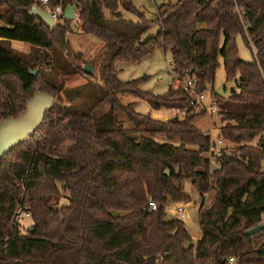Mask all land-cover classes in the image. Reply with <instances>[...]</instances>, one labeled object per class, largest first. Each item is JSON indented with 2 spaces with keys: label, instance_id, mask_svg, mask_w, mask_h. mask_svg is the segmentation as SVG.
I'll use <instances>...</instances> for the list:
<instances>
[{
  "label": "trees",
  "instance_id": "trees-1",
  "mask_svg": "<svg viewBox=\"0 0 264 264\" xmlns=\"http://www.w3.org/2000/svg\"><path fill=\"white\" fill-rule=\"evenodd\" d=\"M65 3L78 9L81 31L103 42L101 93L90 110L54 102L33 137L3 157L0 264H229L230 258L264 264V230L245 234L264 222V0H168L152 19L133 0ZM36 5L39 0H0V123L22 114L38 90L55 96L63 90L51 77L65 67L56 69L52 54L68 49L72 20L50 29L29 15ZM237 8L251 24L258 61L239 56L237 38L246 37ZM153 27L157 34L145 38ZM12 41L37 49L32 61L40 73ZM156 49H169L173 69H191L202 90L215 82L219 57L226 78L236 80L230 95L236 103L219 106L220 135L238 152L222 156L217 169L204 156L209 139L193 124L196 115L162 121L118 97L146 99L153 110L189 106L183 91L172 100L170 91L142 90L140 79H119L118 62H142ZM84 71L71 65L67 74ZM104 102L111 122L99 129L92 112ZM188 181L201 196L216 191L199 210L196 244L186 223L167 213L170 202L190 201ZM19 208L31 214V226L16 217Z\"/></svg>",
  "mask_w": 264,
  "mask_h": 264
},
{
  "label": "rangeland",
  "instance_id": "rangeland-1",
  "mask_svg": "<svg viewBox=\"0 0 264 264\" xmlns=\"http://www.w3.org/2000/svg\"><path fill=\"white\" fill-rule=\"evenodd\" d=\"M172 1L175 2V0ZM164 2H168V0H133L134 5L139 10L145 12L146 15L151 19L156 15V6L161 5ZM125 15L127 17L134 18V16L128 12H125ZM78 19H73L72 23L69 25V30L67 33L68 49L60 50L57 52V54H52V65L56 67V69L59 67V65L65 67V69L63 71L61 68V70H59L60 73L52 72L51 78L52 81L56 82L57 84L63 83V90H61L59 94L55 96L56 104L68 107L72 106L77 110H81L84 107H89V109H85L90 110L93 103L97 102L101 93L99 89L101 85L99 72L102 55L104 53L103 42L94 35L83 33L80 29V22ZM63 22L64 20L58 21L60 24ZM157 32L158 27H153L148 33L145 34L144 37L146 38L156 35ZM244 35L246 37L245 33ZM247 40V37L244 39L242 36H239L237 38V46L239 50V56L243 60L251 62L255 60V55L251 45ZM9 46L13 48L14 51L18 52L20 56L31 61L32 70L39 71L38 73L42 71V68L36 66V64H33L34 61H32L33 55H35V52L37 51L36 48L32 47L30 44L20 41H12ZM219 62L221 65L216 72L215 82L213 84H208L206 91V103L210 102V97L214 91L217 100L215 109L218 112L217 114H212L211 116L210 114L196 115L193 120V124L198 129L203 131L212 130L214 136H216L221 131V127L224 125V122H222V117L224 115L221 112V106H219L220 102L231 101V103L235 104L236 101L231 99L230 95L234 94L238 90L236 80H228L226 78L222 57H219ZM71 65L74 68L77 65L83 69L85 65H91L94 69L93 76L95 75L96 79L89 80L87 77H90V75H87L86 73H74L68 75L67 71ZM116 68L118 77L122 82L140 79V88L142 90L149 91L152 94L163 95L170 91V98L174 100L179 98L180 92L183 91L182 88H175L170 84L174 73L172 55L169 49H156L152 55L139 63L118 62ZM233 87L235 88L234 93L231 92ZM118 97L122 99L124 104L136 102V110L138 112L142 114L150 113L154 119L166 121L174 117H179L181 119L184 118L180 115V113L186 108H182L180 110L173 108L153 110L146 99H141L135 95L127 94L118 95ZM110 108L111 105L104 102L92 112L94 120L99 129H106L110 127ZM230 108L237 109V106L233 105ZM118 118L121 124L128 128L131 127L126 116L118 113ZM159 141L163 140L159 139ZM255 142L256 141L253 143ZM185 190L189 195L190 201H180L179 203H184L188 206V218L185 220V223L192 237L191 244H196L201 235L199 210L202 206L209 207L213 203L216 196V191L211 190L209 193L201 196L189 181L185 185ZM60 201L61 204L66 202L64 199H61ZM170 203L167 206L168 217L177 218L178 216L175 212H173L172 205ZM23 210L27 211L22 208V212ZM18 219L25 226L32 225L31 214L30 217H19Z\"/></svg>",
  "mask_w": 264,
  "mask_h": 264
},
{
  "label": "built area",
  "instance_id": "built-area-1",
  "mask_svg": "<svg viewBox=\"0 0 264 264\" xmlns=\"http://www.w3.org/2000/svg\"><path fill=\"white\" fill-rule=\"evenodd\" d=\"M54 2V4H52ZM39 7L44 9L45 11L49 12L52 18L55 21V26L58 21H62L65 18V8L67 4L65 0H39ZM38 6V5H36ZM239 17L243 23V29L248 38V43L251 45L252 50L254 51L255 59L258 61V53L259 48L255 41V36L251 34V24L244 19L243 12L240 9H236ZM79 18L78 9L74 8V18ZM173 79L171 81V85L175 88H182L183 92L189 98V106L186 109L182 110L180 115L182 117L190 116V115H206L210 114H217L218 111L215 109V105L217 104L216 96L212 93L210 97V102L206 103V91L202 90L200 84L197 80L195 74L192 73L191 69H186L183 73L175 71L173 69ZM262 77L264 81V73L262 72ZM204 135L209 139L208 150L204 154V156L208 159V162L211 166V169H217L221 165V158L224 155H229L232 153L238 152L235 145L232 144L229 140L225 137L220 135V132L214 136L212 130H205ZM172 205L173 212L176 213L178 216L177 218L183 222L188 218V206L184 203H170ZM150 207L155 210L157 209V204L155 202L149 203ZM16 217H30V213L27 211L22 212V208L17 210ZM14 226L16 224L14 223ZM202 235V232H201ZM201 238V236L199 237ZM234 261L233 258H230L229 264H232Z\"/></svg>",
  "mask_w": 264,
  "mask_h": 264
},
{
  "label": "water",
  "instance_id": "water-1",
  "mask_svg": "<svg viewBox=\"0 0 264 264\" xmlns=\"http://www.w3.org/2000/svg\"><path fill=\"white\" fill-rule=\"evenodd\" d=\"M75 5L68 3L65 8L64 16L66 19L73 20ZM29 15L43 22L48 28H55V21L51 14L39 6H34ZM85 73L92 76L94 69L91 65H85ZM39 71L34 72L35 75ZM235 92V88L231 89ZM55 102V95L38 90L28 100L25 111L12 118L4 119L0 123V163L4 156L14 148L26 143L33 137L39 127L44 123L48 112L52 109ZM168 172V171H167ZM169 173V172H168ZM264 230V222L248 230L246 236L255 235Z\"/></svg>",
  "mask_w": 264,
  "mask_h": 264
},
{
  "label": "crops",
  "instance_id": "crops-1",
  "mask_svg": "<svg viewBox=\"0 0 264 264\" xmlns=\"http://www.w3.org/2000/svg\"><path fill=\"white\" fill-rule=\"evenodd\" d=\"M157 7V6H156ZM201 236V235H200Z\"/></svg>",
  "mask_w": 264,
  "mask_h": 264
}]
</instances>
